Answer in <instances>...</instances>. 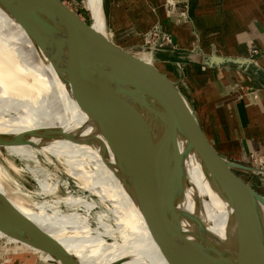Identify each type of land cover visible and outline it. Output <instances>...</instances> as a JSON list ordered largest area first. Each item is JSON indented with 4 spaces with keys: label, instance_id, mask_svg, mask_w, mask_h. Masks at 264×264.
<instances>
[{
    "label": "water",
    "instance_id": "obj_1",
    "mask_svg": "<svg viewBox=\"0 0 264 264\" xmlns=\"http://www.w3.org/2000/svg\"><path fill=\"white\" fill-rule=\"evenodd\" d=\"M0 6L34 41L39 30L49 31L52 28L54 33H66L76 63L85 69L88 63L93 67L107 101L109 122L104 127V135L108 147L128 192L134 197L147 229L167 264H264V220L259 212L260 206L264 208V198L237 172L252 168L231 162L224 156L179 82L166 71L160 72L157 69L160 64L153 58L131 51L106 26V35L97 32L92 25L91 12L75 8L67 0H0ZM83 52H86L85 56ZM188 57L207 69L247 75L264 89V69L252 58L217 54H192ZM49 58L63 76L66 86L72 88L79 106L91 116L86 92H83L87 86L86 79L82 75L77 78L69 74L56 56L49 55ZM150 72L158 76L162 115L157 114L151 100ZM171 104L178 105L181 115L184 113L187 117L188 125L178 139L171 136L169 139L168 134L164 136L162 131L161 122L169 128ZM56 134L73 143L94 146L92 140L76 139L63 129H57ZM200 136L207 143L206 153L202 157L203 168L216 188H222L236 216L237 232L231 234L224 245L209 236L205 225L199 221H195V232L190 233L189 228L185 231L183 221L187 219L191 224L190 219L177 211L181 198L175 192L173 174L179 173L181 182L184 177L179 144L186 142L189 147L196 148ZM0 147L6 146L0 144ZM101 155L104 157L106 151ZM0 232L53 260L43 261L39 253L33 251L17 250L20 254L36 256L50 264H81L2 195ZM0 240H6V244L12 248L16 246L7 238Z\"/></svg>",
    "mask_w": 264,
    "mask_h": 264
},
{
    "label": "bare ground",
    "instance_id": "obj_2",
    "mask_svg": "<svg viewBox=\"0 0 264 264\" xmlns=\"http://www.w3.org/2000/svg\"><path fill=\"white\" fill-rule=\"evenodd\" d=\"M89 7L94 14L95 30L105 35L104 15L103 12L101 15L97 0H90ZM36 34L34 41L0 6V144L6 146L4 149L9 155L35 165L30 171L35 174L44 195L52 193L54 187L49 175H43L45 169L41 166L40 156L49 162L53 159L61 162L70 176L102 201L113 205L116 233L120 239H115V231L104 222L103 216L99 217V228L94 229L87 217L78 211L63 212L57 206L34 204L22 196H16L4 185L1 167L0 195L81 264H167L147 229L134 197L128 192L108 147L104 132L109 122L107 101L93 67L88 63L85 69L76 63L66 33H54L51 28L49 31L39 30ZM82 54L85 56L86 52ZM49 55L56 56L69 74L77 78L82 75L86 79L87 86L82 90L86 92L88 111L93 117L79 106L72 88L66 86ZM149 83L153 107L158 115H162L161 87L156 73L150 72ZM161 125L164 136L168 134L169 139L170 136L178 139L188 125L187 117L184 113L181 115L178 105L171 104L169 128L162 122ZM57 129L65 130L76 139L92 140L94 146L80 145L62 138L56 134ZM179 145L183 155L184 177L181 182V175L174 173L173 183L175 192L181 198L177 211L188 216L191 222L189 224L187 219L183 221L184 230L189 228L190 233L195 232V221H199L205 225L209 236L224 245L229 236L237 232L236 216L222 188H216L203 168L202 157L206 153L207 143L200 136L196 148L189 147L186 142ZM104 150L106 155L103 157L101 154ZM171 151L170 154H173ZM64 203L71 207L80 206L84 213H89L94 207L91 202L74 198H67ZM259 212L264 220L262 206ZM262 234L264 236V228ZM2 236L5 235L0 232ZM109 239L121 242L122 248L117 243H110Z\"/></svg>",
    "mask_w": 264,
    "mask_h": 264
},
{
    "label": "crops",
    "instance_id": "obj_3",
    "mask_svg": "<svg viewBox=\"0 0 264 264\" xmlns=\"http://www.w3.org/2000/svg\"><path fill=\"white\" fill-rule=\"evenodd\" d=\"M97 2L101 15L104 7L108 30L119 41L117 33L122 27L133 29L139 37L162 24L165 32L174 36L178 48L153 58L160 64L157 69L166 71L179 82L224 156L244 166L251 164V155L264 156V89L247 75L207 69L188 57L192 54H217L252 58L264 69V0ZM173 4L185 12L186 15L182 12L185 19L192 18L199 36L193 34L187 25H180L179 18L172 19L169 11ZM175 64L181 69L176 71ZM6 264H37V261L15 255Z\"/></svg>",
    "mask_w": 264,
    "mask_h": 264
},
{
    "label": "rangeland",
    "instance_id": "obj_4",
    "mask_svg": "<svg viewBox=\"0 0 264 264\" xmlns=\"http://www.w3.org/2000/svg\"><path fill=\"white\" fill-rule=\"evenodd\" d=\"M67 2L68 4L73 5V7L75 8L84 10L87 13L91 12L93 18L92 25L94 28V14L91 8L89 7L90 0H67ZM175 7V5L174 7H170L169 12L171 14L172 19L175 20L179 18L178 23L180 25H187L188 27H190V30L193 34H198L199 36L198 30L195 28L194 24L191 21L192 18L189 17L185 19L182 16L183 10H180L179 8ZM105 14L106 13H104L103 7L105 26L107 29H109L107 24L108 19ZM184 14L185 12H183V15ZM118 32L119 33H117V36L121 39V41L125 42L127 44V47L131 51L138 53L141 56L158 58L160 53H163L165 51L177 50L178 48L174 36H172L170 33L165 32V29L163 28L162 24L150 28L149 31L141 34V36L139 37L138 33H134L133 29L129 28L122 27V29H118ZM155 32L159 33V37H154ZM163 35H168L170 37V41L168 42L167 40L163 39ZM134 38L136 39L134 40ZM179 65L175 64L176 71L181 69ZM40 161L42 168L45 169L43 175H49V181L54 187V191L46 195L41 193L42 191L40 187H38L39 185L37 184L36 176L30 171V169L33 168L35 165L32 162H27L21 160L18 157L9 155L7 150L0 147V167L2 169V175L4 176L3 183L7 187V189L9 188L8 190L11 192L13 191L16 196H22L34 204H45L47 207L57 206L60 211L63 212L78 211V213H80L82 216L87 217L88 222L94 229L99 228V217L103 216L104 222L110 225L115 231V239H120V236L116 233L117 221L112 211L113 205H111L107 201H102L99 197L92 193L90 189H87L80 181L70 176L65 166L61 162L55 159H53L52 162H49L42 156H40ZM238 164L244 165L243 163ZM247 165H249V167H254L257 169H263L261 171H257L254 169L248 170L250 173H245L244 171L237 172L247 183L251 184V187L253 189H255L264 198V168L262 166H255L252 164ZM38 176L42 178L41 174H38ZM67 198H74V200H81L88 203L91 202L94 207L89 213H84V211H81L82 207L80 206L71 207L69 205H66L64 201ZM2 237L7 238L10 243L15 244L16 246L12 248V246L6 244V240H0V264L8 263L10 258L15 255H23L32 258L34 261H37V264H50L40 261L36 256L20 254L17 250L33 251L35 253H39L40 258L43 261L53 260L50 256L42 253L37 249H34L33 247H30L29 245H26L24 243H21L5 236ZM2 237H0V239ZM109 242L117 243L119 247L122 248V246L120 245L121 242H115L113 241V239H109Z\"/></svg>",
    "mask_w": 264,
    "mask_h": 264
},
{
    "label": "built area",
    "instance_id": "obj_5",
    "mask_svg": "<svg viewBox=\"0 0 264 264\" xmlns=\"http://www.w3.org/2000/svg\"><path fill=\"white\" fill-rule=\"evenodd\" d=\"M154 37L155 38L159 37V33L155 32ZM162 38L167 40L168 42L170 41V37L168 35H163ZM250 160H251L252 165L262 166L264 168V156L259 158V157H256L255 155H251ZM5 263H6V261H5Z\"/></svg>",
    "mask_w": 264,
    "mask_h": 264
}]
</instances>
